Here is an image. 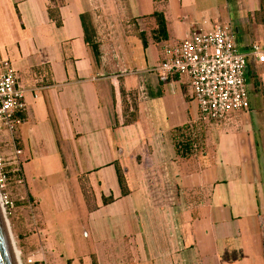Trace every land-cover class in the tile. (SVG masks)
<instances>
[{"label": "crops", "instance_id": "1", "mask_svg": "<svg viewBox=\"0 0 264 264\" xmlns=\"http://www.w3.org/2000/svg\"><path fill=\"white\" fill-rule=\"evenodd\" d=\"M116 3L102 28L97 0H0V59L26 92L18 141L26 185L13 190L10 222L20 251L38 264H61L55 255L68 252L55 234L39 245L29 197L47 232L54 222L76 227L71 247L80 264H264L260 99L212 124L203 154L182 159L174 133L196 119L198 106L187 77L163 81L152 72L165 44L228 24L238 29L250 94L259 98L256 68L264 64L250 45L264 53L262 0Z\"/></svg>", "mask_w": 264, "mask_h": 264}, {"label": "built area", "instance_id": "2", "mask_svg": "<svg viewBox=\"0 0 264 264\" xmlns=\"http://www.w3.org/2000/svg\"><path fill=\"white\" fill-rule=\"evenodd\" d=\"M250 55L255 58L256 65L264 64L260 45H252ZM246 57L238 47L231 26L193 31L182 42L163 46L160 66L152 72L159 74L163 81L175 76L187 77L190 96L198 105L196 119L174 133V145L180 158L201 156L206 146L207 130L212 124L250 110ZM256 74L261 76L260 69L256 68ZM25 93L19 85L15 69L8 61L0 59V134L4 131L8 133L16 157L22 155L18 141L23 115L27 111ZM186 144L190 145L188 151L184 150ZM184 152L186 157H182ZM22 179L21 165L9 170L0 150V210L7 223L14 216L17 201L6 190L11 184L15 187L18 183L23 184ZM26 263L38 262L32 256Z\"/></svg>", "mask_w": 264, "mask_h": 264}, {"label": "rangeland", "instance_id": "3", "mask_svg": "<svg viewBox=\"0 0 264 264\" xmlns=\"http://www.w3.org/2000/svg\"><path fill=\"white\" fill-rule=\"evenodd\" d=\"M97 1L100 4L98 5V9L96 10V12L98 13L96 19L98 20L99 25L102 28H104L106 25V22H107V18H110V12L112 11L111 7L114 8V11H116V9H117V5H118L116 3L117 0H97ZM261 17L264 20V10L261 12ZM219 27L226 28V27H228V24H220ZM157 66H160V63ZM260 73H261V80L257 82L258 83L257 92H259V98L256 97L254 92H251L250 103H251V105L256 106L257 101H259V99H260L259 102H260V107L262 109V118L260 119L257 114H255L254 118H255L257 123H260V121H263L262 123L264 124V83L262 82V79H263L262 76L264 75V71H260ZM253 78L256 79L257 75L253 74ZM190 99L197 104L196 100L193 99V97H190ZM263 130H264V126H263ZM2 144H5V145H3V150L1 147ZM0 150H1L2 156L4 157L7 165H8V163H11V162H14L15 167L16 166L18 167L21 165V172H22V174H24V161L22 159V156L16 157V150H15V148L12 147V144L10 143V137H9L8 133L5 131L0 134ZM123 167H124L123 171L130 168L128 163L124 164ZM262 174H263V179H264V155H263V153H262ZM22 182H23V184H22L23 187H25V185H26L25 175H23ZM156 182L157 183L154 184L156 187H161V188L163 187L164 188L163 192L168 193L169 188H168L167 182H165V183L163 182L162 185H161V183L159 184L158 181H156ZM53 183H55V181H53L51 184H53ZM51 184H50V186H51ZM28 187L32 188V185L30 184V182H28ZM263 188H261L262 189L261 191H263ZM14 189H15V185L11 184V185H9L6 192L11 196L12 199L16 200L14 198V194H13ZM50 191H51L50 189H47V191H46L47 193H45L46 197H45V201H44V206H45V211L47 213H49L50 201L52 200V195H51ZM263 194L264 193H262V195ZM27 201H28V205H29L31 224L35 230V235L38 237L39 245L43 244L42 240H43L44 236H46V235L48 236V234H52V235L55 234L58 241H60L62 243H66L68 246L67 247V250H68L67 253H59L58 255H55L57 257H60L61 255L63 256V259L60 260L61 264H80V262H78V259H77V254L75 253V251H73L74 248L71 247V243L73 242L74 235L76 233V227H74V225H71L70 227L65 229V227H62L61 223L54 222L52 224L56 228L50 230V232H47L44 228V222L42 223V220L40 218L38 202L35 203V201H32L29 197H27ZM17 208L14 210L13 215L16 214ZM262 213L264 216V198H263V196H262ZM11 219L12 218L8 219V223L6 222V225L8 226V232L10 234L12 245L14 247L13 250L15 252L17 263L19 264V261H18V259H19L20 264H27L26 261L29 257H27V255H25V254H22V252L20 251V248H19V244L17 243V240L14 239V237H13L11 225H10ZM53 230H55L54 233H53ZM73 260H74V262H73ZM86 264H89V263H86Z\"/></svg>", "mask_w": 264, "mask_h": 264}, {"label": "water", "instance_id": "4", "mask_svg": "<svg viewBox=\"0 0 264 264\" xmlns=\"http://www.w3.org/2000/svg\"><path fill=\"white\" fill-rule=\"evenodd\" d=\"M233 29L237 40L238 29L235 28ZM238 47L241 50V46L239 44ZM0 264H18L16 260L15 252L12 247L10 234L8 232V226L6 225V221L1 213V210H0Z\"/></svg>", "mask_w": 264, "mask_h": 264}, {"label": "trees", "instance_id": "5", "mask_svg": "<svg viewBox=\"0 0 264 264\" xmlns=\"http://www.w3.org/2000/svg\"><path fill=\"white\" fill-rule=\"evenodd\" d=\"M155 1L156 2H159V1H165V0H155ZM263 10H264V0H262V10H261V12ZM261 12H260V16H261ZM156 17L158 19V24H159L158 25V32L161 33V34H163V35H165V33H166L165 32L166 31V23H165V21L163 19V16H161L160 14H156ZM58 24H60V23L58 22ZM92 48L94 50L95 55L98 56L99 55L98 46L97 45H92ZM189 147H190V145L189 144H186L184 146V150L188 151L189 150ZM182 157H186L185 152L183 153ZM120 183H121V186H122L123 194L124 195H127L128 194V189L126 187V183H125V181L123 179V175H122L121 172H120ZM111 201H113V199L105 200V203H110ZM94 264H96V263L94 262Z\"/></svg>", "mask_w": 264, "mask_h": 264}, {"label": "bare ground", "instance_id": "6", "mask_svg": "<svg viewBox=\"0 0 264 264\" xmlns=\"http://www.w3.org/2000/svg\"><path fill=\"white\" fill-rule=\"evenodd\" d=\"M10 239H11V237H10ZM12 242V241H11ZM12 247H13V245H12ZM14 248V247H13Z\"/></svg>", "mask_w": 264, "mask_h": 264}]
</instances>
